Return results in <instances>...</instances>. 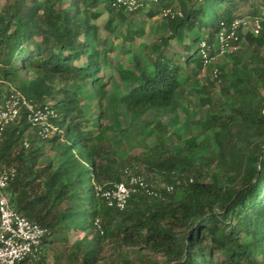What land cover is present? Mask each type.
Masks as SVG:
<instances>
[{
	"label": "trees",
	"instance_id": "16d2710c",
	"mask_svg": "<svg viewBox=\"0 0 264 264\" xmlns=\"http://www.w3.org/2000/svg\"><path fill=\"white\" fill-rule=\"evenodd\" d=\"M114 1L5 0L0 8V96L18 91L34 107L55 112V130L47 139L39 138L25 108L3 132L0 169L15 170L5 190L10 207L46 229L44 246L55 234H82L58 264H264V0H217L227 6L209 21L200 5L187 8L182 0L151 5L149 19L176 6L182 17L166 19L169 35L143 48L147 64L133 55L132 67L119 73L130 86L120 97L129 127L116 130L100 113L93 134L79 93L86 85L97 95L105 93L102 50L112 46L100 37L97 9L110 16L105 28L112 33L113 15L125 16L112 7ZM240 3L248 5L247 14L238 10ZM245 16L261 19V32L238 31L237 49L227 53L231 71L217 69L196 91L205 108L199 133L182 138L160 120L144 121L150 111L158 116L177 111L188 78L205 68L199 43L204 40L213 57L222 25ZM196 27L206 36L194 37L196 49L177 60L169 41ZM143 126L157 133L155 144L118 161L112 135ZM207 134L213 150L201 156L199 138ZM55 156L62 159L57 164ZM125 170L172 191L160 189L161 198L135 192L123 210L109 207L94 185L119 183ZM43 258L37 264H44Z\"/></svg>",
	"mask_w": 264,
	"mask_h": 264
},
{
	"label": "rangeland",
	"instance_id": "374dc122",
	"mask_svg": "<svg viewBox=\"0 0 264 264\" xmlns=\"http://www.w3.org/2000/svg\"><path fill=\"white\" fill-rule=\"evenodd\" d=\"M5 0H0V8L4 5ZM189 3H185L186 7H190ZM198 7L199 5H194ZM203 9L205 21H209L216 12H221L227 4L219 3L217 0H207L200 4ZM149 7L139 10L131 15H113L112 27L114 32L106 30L105 24L109 19L107 12H103L102 7H99L97 11H100L101 17L97 21L99 27L100 37L105 39L107 45L112 46L110 52H104L105 49H101L104 58L107 62L102 67L103 81L105 85L104 95H97L95 90L86 85L79 93L81 99L83 119L93 134L96 133V125L98 123V117L101 113L104 123H110L114 129H127L130 124L129 113L120 105V97L125 94L130 88L127 82H123L119 78L121 70L132 67V56L137 55L143 64H147L146 51L144 47H149L158 37H166L169 35V29L167 26V20L161 15L155 18L149 19L146 16V12ZM177 9V6L173 8ZM238 10L244 15L247 14L249 7L240 3ZM141 32V36L137 34ZM206 31L198 29L197 27L190 33L180 30L176 37L169 41L168 50L170 54H174L178 59H183L187 54H190L197 45L193 43L194 37L204 38ZM126 37H131L132 40H125ZM106 45V46H107ZM189 47V50H185V47ZM247 54H250V49L246 48V44L242 45ZM214 59L205 65L203 71L194 77L190 75L184 89L180 95H178L179 106L177 111L166 115L158 116L154 112H147L142 116L144 121L153 123L161 121L163 125L167 127L169 133H174L182 138H188L195 136L199 133L198 122L202 121L205 116V108L200 106V96L197 94V90L207 80L213 78V74L217 69L224 70L225 73H229L232 67V61L226 53L219 50L216 43L213 45ZM181 66L185 64L180 62ZM192 67V66H191ZM188 73L190 70L187 69ZM62 83L55 82L56 87H61ZM5 90V89H4ZM3 90V92H4ZM215 93H218L215 90ZM101 101V106H100ZM157 133L150 127H141L137 131H129L126 136L114 134L111 137L113 145L112 152L118 161H123L127 157L139 156L150 147H152L157 141ZM33 144H40L36 140H32ZM175 143H171L173 147ZM199 150L198 153L201 156L208 155L213 150L211 134L204 135L199 138ZM62 159L58 156L53 157L55 164L59 163ZM153 185L158 188H162L164 184L159 181H154ZM82 234L77 235L72 232L70 234H55L50 240L51 243L44 247L43 260L44 264H58V261L64 260V255H67L70 245L80 239ZM110 253L108 248H103V255Z\"/></svg>",
	"mask_w": 264,
	"mask_h": 264
},
{
	"label": "built area",
	"instance_id": "2783aa9c",
	"mask_svg": "<svg viewBox=\"0 0 264 264\" xmlns=\"http://www.w3.org/2000/svg\"><path fill=\"white\" fill-rule=\"evenodd\" d=\"M182 1L190 5H200L205 0ZM157 2L158 0H115L112 7L125 15H131L151 7ZM161 17L165 19L180 18L182 12L168 7L162 10ZM261 21L258 18L251 19L245 16L235 18L229 27L222 25L215 39L219 50L226 54L235 51L237 47L233 43L237 41L238 31H242V33L250 31L254 36H258L261 32ZM198 50L204 66L214 59V56H209V47L204 40L199 43ZM213 53L215 54V51ZM22 108H25L29 113V121L37 130L39 138H49L55 130L52 123L55 118L54 110L48 106L36 108L20 92L13 91L0 96V140L5 128L16 120ZM14 177V169H0V264H37L44 254L43 239L47 231L10 207L5 190ZM160 189L166 192L172 191L171 186L165 185L162 188L149 186L142 176L129 173L126 170L124 179L119 183L110 187L100 184L94 185L95 195L104 199L109 207L118 210L125 208L131 194L140 192L148 197L161 198Z\"/></svg>",
	"mask_w": 264,
	"mask_h": 264
}]
</instances>
